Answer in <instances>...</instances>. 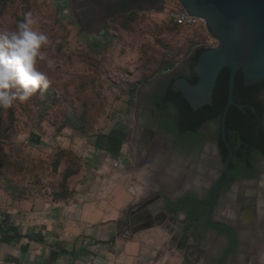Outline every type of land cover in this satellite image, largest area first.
Returning <instances> with one entry per match:
<instances>
[{"label": "rangeland", "instance_id": "1", "mask_svg": "<svg viewBox=\"0 0 264 264\" xmlns=\"http://www.w3.org/2000/svg\"><path fill=\"white\" fill-rule=\"evenodd\" d=\"M82 1L88 0L1 2L0 31L15 30L31 14L34 27L49 37L40 68L50 79L43 93L0 108L2 208L21 211L26 202L34 207L69 204L107 158L131 167L128 120L137 89L161 74L168 62L177 66L195 47L216 45L204 26L178 28L167 18L168 10L181 9L177 2H166L163 13L121 14L90 32L76 13ZM141 164L135 168L147 166ZM144 174H130L137 189L144 188ZM156 236L161 243L164 236Z\"/></svg>", "mask_w": 264, "mask_h": 264}, {"label": "flooded vegetation", "instance_id": "2", "mask_svg": "<svg viewBox=\"0 0 264 264\" xmlns=\"http://www.w3.org/2000/svg\"><path fill=\"white\" fill-rule=\"evenodd\" d=\"M91 1L95 9L86 1L77 3L79 5L77 15L81 24L86 31L90 32L95 27L98 28V22L118 17L128 9H146L149 6L155 7L157 5L154 0ZM194 66L193 59L185 61L171 76H161L167 72L157 75L159 76L158 79L151 85H147L146 89H142L139 99L136 98L137 94H135L128 120L131 133L129 147L134 157V164L131 167L128 166L125 172L133 174L145 170L146 174L140 177L142 179L147 174L156 172L160 184L150 188V190L155 193L161 191L168 211L171 214L184 212L193 217L195 214L192 213L191 209H198L201 217L196 222V228L197 233L202 235L204 239L202 248H207L208 241L219 244L223 238L226 240V250L224 251L226 252L230 247L231 236L227 235L224 229L213 227V224L218 222L233 225L222 216V213L227 210H235L234 206L240 202L241 197L246 195L250 197L249 211L246 205L243 207L247 217L253 214L254 222L258 214L264 213V203L259 204L260 201L264 202L262 200L264 198V82L250 86L253 88L248 91L255 93L252 98L253 101L242 104L245 110L243 113L251 126L247 140L244 139L241 129L235 130L229 135L225 122L226 140L233 150V158L227 168L228 156L224 159V154L228 151L229 155V150L223 138V129L218 130L217 127L212 126L203 130L205 124L219 119L206 121L195 134H179L171 129L176 126V117L179 113L174 101L166 99L167 93L171 89L168 83L174 77L183 76L191 80L194 76ZM148 111L153 112L152 127L150 126ZM232 138L240 140V143L245 146L243 148L244 154L240 159H234V149L230 141ZM141 152H144L143 156H140ZM140 159L144 160L141 163L147 165L142 170L137 169L142 165L139 163ZM152 167L160 169L155 170ZM162 167L167 168L169 172H162ZM225 181L226 183L220 189V195L214 208V216L209 224L206 221L208 210L198 207L196 204H210L216 187ZM219 208L223 209L219 210ZM217 213L220 214L219 219H217ZM234 222L236 227H243L244 223L240 214L236 215ZM236 237V245L230 256L235 254L239 257L235 258L233 264H239L242 261L248 264L251 259L248 255L247 244L239 246L242 240H239L238 232H236ZM238 246L239 248H237ZM212 249H215L213 245L207 251L211 253ZM224 252L221 253L222 257Z\"/></svg>", "mask_w": 264, "mask_h": 264}, {"label": "crops", "instance_id": "3", "mask_svg": "<svg viewBox=\"0 0 264 264\" xmlns=\"http://www.w3.org/2000/svg\"><path fill=\"white\" fill-rule=\"evenodd\" d=\"M98 168L94 177L76 189L69 204L51 202L34 207L26 202L21 211L0 207V264H178L163 249L172 234L155 228L132 236L129 230L130 218L136 214L134 210L130 216L124 213L129 205L154 195L150 182L141 179L144 188L137 189L126 167L109 158ZM249 199L241 197L235 210L222 216L236 228L242 240L239 246L247 244L248 264H264V213L253 223L243 222V227L234 224L237 214L242 219L247 216L243 207ZM156 235L164 236L161 243ZM217 244L209 241L207 249ZM237 257L232 254L226 264L235 263ZM222 259L220 254L219 262Z\"/></svg>", "mask_w": 264, "mask_h": 264}, {"label": "water", "instance_id": "4", "mask_svg": "<svg viewBox=\"0 0 264 264\" xmlns=\"http://www.w3.org/2000/svg\"><path fill=\"white\" fill-rule=\"evenodd\" d=\"M94 1L97 2L99 0ZM107 1L113 2L115 0ZM168 1L179 3L180 7L189 16L202 19L205 22L209 37L216 42L213 47L203 45L195 47L187 59L164 75H161L164 77L171 76L182 63L192 60L193 56L200 52L194 66V76L198 81L195 84H191L186 77H174L168 83L172 91L182 94L190 107L197 111L204 106L212 105L213 92L221 71L224 69L230 71L228 100L222 120L208 122L203 127V130L212 126L217 127L218 130L223 129V138L229 150L226 161L228 168L233 158V150L225 136L226 117L231 106H235L240 111L245 112L243 106L237 104L233 99L236 75L238 72H242L245 87L264 82V0H154L155 4H157L155 7L128 9L121 14L148 10L163 13L165 4ZM91 2V0L86 1L88 5L95 9ZM106 20L108 19L98 22V28L96 29L95 27V29L99 30ZM158 77L155 76L145 85L139 87L136 98L139 99L142 89H146L147 85H151ZM147 113L150 115V126L152 127L153 112L148 111ZM138 128L141 129L140 127ZM225 183L226 181L216 187L210 204H196L198 207L208 210L206 214L208 223L214 216V208L220 195V189ZM248 205L249 202L246 204V208L249 211ZM222 209L219 208V210ZM132 210L135 211L133 214H136V216L130 218L129 230L131 235L135 236L155 228H160L163 232L168 230L169 232L166 233L173 235L172 240L168 245L165 244L163 249L168 251L172 260L179 261L178 264H226L230 253L236 245V228L228 223L218 222L213 224V227L224 229L226 234L231 236L230 247L224 252L226 240L221 238L215 248L216 250L211 253L207 251V248H202L204 239L202 235L197 233L196 228V222L201 217L199 210L191 209L192 213L195 214L193 217L184 212L171 214L164 202V195L160 192L154 193L152 197L143 202L129 205L124 214L130 216ZM216 215L217 219H219L220 214L217 213ZM253 217L254 215L251 214L248 219L253 222ZM238 221L240 222V220ZM166 223L171 224V226L168 225L164 228ZM223 252V259L219 262V254Z\"/></svg>", "mask_w": 264, "mask_h": 264}, {"label": "clouds", "instance_id": "5", "mask_svg": "<svg viewBox=\"0 0 264 264\" xmlns=\"http://www.w3.org/2000/svg\"><path fill=\"white\" fill-rule=\"evenodd\" d=\"M31 14L17 23L13 31H0V108H12L50 85L40 64L46 60L44 49L49 37L37 30ZM48 67L52 62L47 61Z\"/></svg>", "mask_w": 264, "mask_h": 264}, {"label": "trees", "instance_id": "6", "mask_svg": "<svg viewBox=\"0 0 264 264\" xmlns=\"http://www.w3.org/2000/svg\"><path fill=\"white\" fill-rule=\"evenodd\" d=\"M8 0H0L2 4H5ZM178 28H182L174 24ZM203 51V50H201ZM200 52H198L193 57V65L196 64ZM175 63L168 62L161 73L167 72L173 69ZM229 76L230 71L224 69L221 71L216 88L213 92V103L209 106H204L203 108L195 111L193 110L186 99L180 93H175L170 89L167 93L166 99H171L174 101L177 106L178 117H176V126L171 128L174 132L179 134H195L198 131V128L201 127L206 121L210 119H222V115L228 100V87H229ZM198 81L196 77H192L189 82L195 84ZM255 87V86H254ZM253 87H245L244 79L242 72H238L235 78L234 90H233V99L239 105L253 101V96L255 93L248 91ZM227 133H234L235 130L241 129L243 137L247 140L251 126L248 124L246 115L237 109L235 106H231L227 118H226ZM231 145L234 149V159L242 158L244 154L243 148L245 147L243 143H240V140H230ZM228 156V151L224 154V159Z\"/></svg>", "mask_w": 264, "mask_h": 264}, {"label": "built area", "instance_id": "7", "mask_svg": "<svg viewBox=\"0 0 264 264\" xmlns=\"http://www.w3.org/2000/svg\"><path fill=\"white\" fill-rule=\"evenodd\" d=\"M165 11V10H164ZM167 18L174 24L185 29H191L198 26H204L205 22L202 19L189 16L182 8L178 11L168 10L166 12ZM206 31V28H205ZM212 40V39H211ZM204 46L213 47L210 43L204 44Z\"/></svg>", "mask_w": 264, "mask_h": 264}, {"label": "bare ground", "instance_id": "8", "mask_svg": "<svg viewBox=\"0 0 264 264\" xmlns=\"http://www.w3.org/2000/svg\"><path fill=\"white\" fill-rule=\"evenodd\" d=\"M142 154H140V156H143V153L144 152H141ZM138 154V153H137ZM145 158V157H144ZM140 162L139 163H141V162H144V160L143 159H140L139 160ZM119 168H121L120 166H119ZM148 178V179H147ZM146 179L147 180H149V182L151 183L150 184V186L151 187H154V184L156 183V184H160L159 183V181H158V174H156V172H154V173H149V175H147V177H146ZM160 179V178H159ZM164 181V180H163ZM147 191V190H146ZM261 191H263V190H261ZM144 192V191H143ZM148 192V191H147ZM151 193H154V192H152L151 191ZM259 193V192H258ZM261 194V193H260ZM263 194H264V192H263ZM148 195V194H147ZM151 195V194H150ZM245 195V194H244ZM259 195V194H258ZM230 215V214H229ZM228 219V218H227ZM243 222L244 223H249V222H251L249 219H248V217L245 215V216H243ZM168 225H170L171 226V224H168V223H166V224H164V228L165 227H167ZM165 232H169L168 230L166 231L165 230ZM262 252V251H261ZM263 254H264V251H263ZM260 264V263H259Z\"/></svg>", "mask_w": 264, "mask_h": 264}]
</instances>
